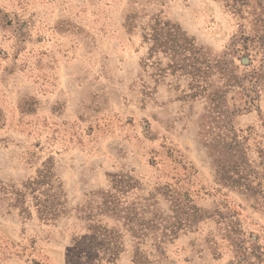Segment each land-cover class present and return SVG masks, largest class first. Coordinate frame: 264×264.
I'll return each mask as SVG.
<instances>
[{
  "label": "rangeland",
  "instance_id": "374dc122",
  "mask_svg": "<svg viewBox=\"0 0 264 264\" xmlns=\"http://www.w3.org/2000/svg\"><path fill=\"white\" fill-rule=\"evenodd\" d=\"M156 18L205 78L150 54ZM238 30L222 0H0V264H264V85L239 109L217 69L264 63L226 58Z\"/></svg>",
  "mask_w": 264,
  "mask_h": 264
},
{
  "label": "trees",
  "instance_id": "16d2710c",
  "mask_svg": "<svg viewBox=\"0 0 264 264\" xmlns=\"http://www.w3.org/2000/svg\"><path fill=\"white\" fill-rule=\"evenodd\" d=\"M226 9L238 19V32L232 38L230 48L226 58L233 54L243 53L247 59L245 66L249 67L254 62L252 56H259L264 61V0H222ZM143 39L148 43L150 54L155 55L158 52L169 54L172 57L173 68L177 72H185L194 79L201 80L205 78L211 70L214 69L209 64L208 56L204 51L198 49L195 40L189 38L182 29L171 22L156 18L143 31ZM234 56V55H233ZM217 69L225 81L226 87H232L239 96V109L244 108L252 111L259 104L264 85V63L253 68L243 78L235 75L229 76V69L232 64L226 61H217ZM234 70V69H233ZM113 235V236H112ZM118 235L109 232L107 240L113 242ZM91 241L88 248L91 251L100 252L101 242ZM105 241V240H104ZM103 243V242H102ZM104 252L111 261L116 259L117 253L110 248L112 243H107ZM75 264V263H70Z\"/></svg>",
  "mask_w": 264,
  "mask_h": 264
}]
</instances>
